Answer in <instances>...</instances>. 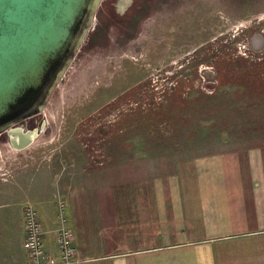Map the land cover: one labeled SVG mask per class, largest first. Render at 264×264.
Listing matches in <instances>:
<instances>
[{
	"label": "rangeland",
	"instance_id": "374dc122",
	"mask_svg": "<svg viewBox=\"0 0 264 264\" xmlns=\"http://www.w3.org/2000/svg\"><path fill=\"white\" fill-rule=\"evenodd\" d=\"M119 1L96 15L40 113L46 129L21 150L0 137V183L104 165L107 142L123 135L189 159L264 146V0H151L139 18Z\"/></svg>",
	"mask_w": 264,
	"mask_h": 264
},
{
	"label": "crops",
	"instance_id": "0c3cea01",
	"mask_svg": "<svg viewBox=\"0 0 264 264\" xmlns=\"http://www.w3.org/2000/svg\"><path fill=\"white\" fill-rule=\"evenodd\" d=\"M146 140L111 138L104 165L26 169L2 181L0 264H29L26 205L50 254L60 255L59 228L74 230L80 264H264V146L189 159Z\"/></svg>",
	"mask_w": 264,
	"mask_h": 264
},
{
	"label": "water",
	"instance_id": "95a60500",
	"mask_svg": "<svg viewBox=\"0 0 264 264\" xmlns=\"http://www.w3.org/2000/svg\"><path fill=\"white\" fill-rule=\"evenodd\" d=\"M102 0H0V135L30 146L36 130L13 128L44 110L87 37Z\"/></svg>",
	"mask_w": 264,
	"mask_h": 264
},
{
	"label": "built area",
	"instance_id": "2783aa9c",
	"mask_svg": "<svg viewBox=\"0 0 264 264\" xmlns=\"http://www.w3.org/2000/svg\"><path fill=\"white\" fill-rule=\"evenodd\" d=\"M24 239L23 245L27 251L29 264H80L77 257V247L74 243L75 232L72 228L62 225L57 233L56 241L60 255L50 254L43 241V226L37 211L32 205H26L23 210Z\"/></svg>",
	"mask_w": 264,
	"mask_h": 264
},
{
	"label": "flooded vegetation",
	"instance_id": "af4514ba",
	"mask_svg": "<svg viewBox=\"0 0 264 264\" xmlns=\"http://www.w3.org/2000/svg\"><path fill=\"white\" fill-rule=\"evenodd\" d=\"M150 1L151 0H121L118 3V8H120L119 13L121 15L125 16V15H128L131 11L132 12L134 11V12H138L137 16L139 18L141 16V13L143 14L142 16H144L145 12L150 11V9H152L151 5H150ZM166 1H168L167 5L171 8L173 6V4H176V2L178 0H166ZM114 4H115L114 0H102L101 5L103 7L100 10L98 9L96 15L103 17V14L107 13L109 11L108 7L113 6ZM105 7H106V9H105ZM96 18H97V16H96ZM127 31H129V30H127ZM39 115H40V113L37 115H33L31 117H28V118L18 122L16 125H14L13 128L22 127V129L24 131L39 130V129L41 130L42 128L46 129V127H45L46 123L44 122V119H41L39 117ZM0 137L6 138L9 141L10 145H12L13 147H14V145H19L21 143L19 138H17L16 136L10 135L8 130L5 131L4 133H2L0 135Z\"/></svg>",
	"mask_w": 264,
	"mask_h": 264
}]
</instances>
